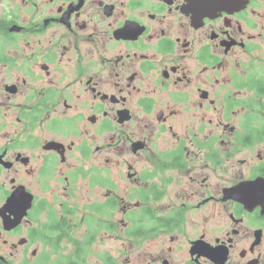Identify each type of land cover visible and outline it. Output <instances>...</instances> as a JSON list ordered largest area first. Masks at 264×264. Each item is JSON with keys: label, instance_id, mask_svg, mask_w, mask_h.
<instances>
[{"label": "flooded vegetation", "instance_id": "flooded-vegetation-1", "mask_svg": "<svg viewBox=\"0 0 264 264\" xmlns=\"http://www.w3.org/2000/svg\"><path fill=\"white\" fill-rule=\"evenodd\" d=\"M127 253L264 264V0H0V264Z\"/></svg>", "mask_w": 264, "mask_h": 264}, {"label": "rangeland", "instance_id": "rangeland-1", "mask_svg": "<svg viewBox=\"0 0 264 264\" xmlns=\"http://www.w3.org/2000/svg\"><path fill=\"white\" fill-rule=\"evenodd\" d=\"M123 234H125V233L123 232ZM126 241H129V240H126ZM126 255H128V253L127 254H123V256H122V263L124 262V264H141V261L144 260V255L143 254L137 260H133L132 257L129 260H127L125 258Z\"/></svg>", "mask_w": 264, "mask_h": 264}]
</instances>
